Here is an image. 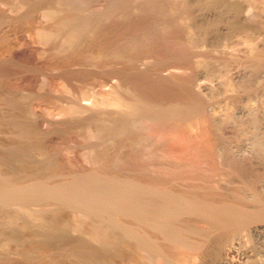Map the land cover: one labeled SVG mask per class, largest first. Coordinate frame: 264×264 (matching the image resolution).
<instances>
[{"label": "bare ground", "instance_id": "bare-ground-1", "mask_svg": "<svg viewBox=\"0 0 264 264\" xmlns=\"http://www.w3.org/2000/svg\"><path fill=\"white\" fill-rule=\"evenodd\" d=\"M3 1H6V0H3ZM32 1H30V0L29 1L19 0V3L18 4L16 3L15 5L9 4L10 3L9 2L8 3V9L13 12L12 13L9 11L10 13H12L11 17H13V15L15 13L21 14L20 17H25L26 13H28L30 8H32V9H30V11L31 10L33 11V7L35 6V4L32 7V5H33L32 3H36L37 1H35V0H34L35 2L34 1L32 2ZM98 1H100V0H98ZM98 1H97V3H98ZM169 1H172V0H169ZM174 1L175 0H173V2ZM181 1L182 0H180L179 2L177 1L176 3H172V2L167 3L165 1L162 2L161 0H111V1H109L110 2L109 3L107 0V3H105L103 5L104 2L102 0V4L100 2L99 6L98 5L95 6L97 3H94L93 0H40L38 2V4H39L38 8L36 9V7H34L35 8L34 11L38 10V12L35 16L36 18H38V20L37 19H35V20L39 21V25H38V28L37 27H36V29L34 28L36 30V31L34 30V32H35L34 34L38 37L37 38L35 36V38L37 39L38 42L41 41L40 43H49V44H50V42H52L50 44V47L52 44H54V45H52V47L54 49L56 48L57 50L54 51V49L51 47V49H53V50H50V51H54L53 53H56V54L58 52L57 55H59V53L65 54L71 60H72V58H77V57H75L76 56L75 55L76 50H77V52H80L81 58H83L82 56L86 52L88 54V51H89L90 54L87 56L86 55L84 56L85 59H86V57H89V59L87 58V61H89V62H85L86 60L83 58V60H85L83 62H85L89 67V69L86 70V72H89V70H90L94 73L93 75H95V74L97 75L98 72L102 71V69L104 71V68L105 69L108 68V70H109L108 72H111L115 76L116 80L114 82H112L108 88H105V90H103V92H100L98 94L92 92V93H94V95L95 94L96 95L95 96L93 95L94 96L93 100H92L93 96H90L91 97L90 100H92L91 102H89V103L83 102L84 104L74 106L75 107L74 108L71 104H73V105H77V103L79 104L81 102L80 101L81 98H80L79 102H75V103L70 102L71 103L70 105L72 106V108L69 107V105H68V107L74 111L75 117L79 114V115H81L80 116L81 119L84 120L85 118H87L86 120H84L85 123H83V120H81L80 118H79V121L80 120L81 121L80 122L78 121V122L81 125L80 128H82V126L84 127L82 129H80V131H83V129H85V131H86V133L84 131L82 132V134H85L83 137L85 138L86 134L88 133L89 138H91V143L88 144L90 148L87 147L89 149L88 152L86 153V154H88L87 157L85 154H83V153L81 154L83 156L85 155V157H82L83 159L87 158L86 160H83L81 158L82 164L84 161V164L82 165L83 167L81 166L82 169L79 170L77 168V167L81 168L79 166L81 164V162L80 163L76 162L79 164V165L77 164L78 166L75 164L77 166L76 167V166H73L74 163L72 164L68 161L69 164H72V166L70 168L68 167L69 170L71 168L74 169V167H75V168H77L78 173L76 172V169H75V172H73L74 170L71 171L72 175L75 174L74 176H71V174H70L71 177H69V175H68V177H66L67 172H64L65 173L64 177L62 175H61L62 177H60L59 174H62L61 172H63V170H61V169L63 167L61 169H58L59 167L57 164H56L57 167H55L56 165L54 164L55 165L54 168H57L56 170H59V173L56 170L52 172L51 169L53 170L54 168H51L52 167L51 164L55 163V161H54L55 159L53 160V162L51 159L50 160L51 164H50L49 163L50 161L47 160L49 158V156L47 157V159L44 158L45 156H47L46 153H44L45 156L43 157V160H42L43 162H41V160L39 159L38 154L36 156L40 160V162L44 164V165L42 164L44 167H45V163H46V162L44 163V161L47 160V163H49L48 165L51 166V167L49 166V168H51V169H49L51 171V173L55 174L54 172H56L55 175H57V173H58L59 176H58L57 180L56 179L54 180L55 175L51 174L52 176L51 175L49 176V173H47V172H50V171L48 169H47L48 171L45 170L46 172L43 171V169H40V170H42V172L40 171V173H41V175H43V177H44V175L48 174L50 179H48V180L45 179L48 177H44V179H43L41 175L40 176H41L42 180H37V178H33V176L31 178V176L29 175V171H30L31 167H32V170H33V168L36 169L35 171L33 170V173L36 172V174H34V175L39 176V173H37L39 171L38 168L42 167V166L38 165L39 162L36 163L39 166L38 167L36 165L37 168L35 166L30 167L26 164L24 165V162H25L24 160H22L23 164L19 165V163H18L19 166L24 165L23 168L26 166H27V169L29 168V170L26 171L28 174L26 173L27 176L24 177V180H25V178L28 179V175L30 176L31 179H33L32 182L28 183L26 186L23 183H21V180H23V179L20 178L21 177L20 174H22L23 176L25 175L24 172H21V170L20 171L18 170L21 173L18 174L20 176H18L17 179L20 178L21 180L20 181H16V180L14 181V180H10L9 178H6V177H8L6 175H8L10 173L6 174L8 171L5 170V171H7L5 173V171H4L5 168L3 169L2 167H0L2 169V171H0V175L6 174L5 175L6 177L0 178V210H3V213H5L4 214L5 216L0 213V264H115L116 261H114V260H116V257L118 254L119 255L123 254L124 256H127V257H125L126 262L129 259L127 264H143V263L148 264V262L145 263V261H148V259H149V262H151V260H152L153 263L155 262L156 264H163L166 260L167 263L166 262L165 263L169 264L168 262L170 260H172L171 258H169L170 256L169 257H168V255L166 256L170 260L166 259V257L162 258L163 256L162 257L159 256L160 251L161 250L164 251L162 248H164V245H166V243L164 244V242L160 241L162 243V245L164 244L162 246V245H160V243H158L160 245V248H158L159 247L158 244H156L157 248L154 247L155 245L153 246V244L159 238L158 233L160 234V237H162V238H164V237L168 238V240H172L171 242L176 241L175 242L176 244L172 243V245H174L173 247L175 249H176V245L179 248H181V246L182 247L184 246L183 244H186L188 242L184 247H185V249L189 250L191 248L192 244L195 243L194 242L195 240L193 241V239L197 235V233L195 235L193 234L194 237L191 235L192 233H190L189 236L192 238L191 239L188 236H186V234L184 235L183 232L181 234L180 231H182L183 227H180L178 225V223H177V226H179V227H177V228H181V230L179 229L180 231L178 229H176V226H175L176 224L173 227H171V225L173 223H176V221L181 217V215H183L182 217L184 218V215H186V214L188 215L189 213H190L191 217L193 216L192 218H195V217L197 218L198 216L199 217L201 216L203 218L205 216L209 217V215H207V214L209 212H210L209 214H211V209H209L207 207L208 206L207 203H208V200H211V197L204 196V194H201L202 192L199 194V192L197 190H196L197 193L195 191H194L195 193H191V194L188 193V191L193 192L192 187H191L192 188L191 191L186 190L187 192L183 191L184 189L180 190L182 187L177 189L178 191L174 190L173 187L176 185V187H175V189H176L178 186L186 187V185H187V184H185L186 180L182 181L181 178L179 180H177L179 178V173H184V172L193 173L197 169L199 170V168L200 169L203 168L204 164H208V162L206 161L207 157L205 154H203V149H204L203 147H205V143H206L205 140L207 139L206 138L207 137V130H209L208 126L210 125V127H211V125L214 123L213 122L211 124L210 121L214 120V118H216V116L214 117V113L211 111L210 112L212 113V115H210V114L206 115L205 112H203L204 114H202V113L199 114V112L197 111L199 108H196L194 106L193 107L196 110H194V112H193V110L191 109L192 106H190L189 104L181 105L182 103L181 102H180L181 104L177 103V100H175V99L174 100L176 102L171 101L173 99L166 100L168 98L165 97L166 99L164 101L163 100L161 101L160 98L158 99L157 96L155 97L157 89L159 88V90H160V87H165L162 85L160 87H158L159 85L157 84V82H155L156 80H153L152 77H150L151 79L148 77L149 76L148 74H150L149 73L150 71L149 72H146V71H148V69H150L152 66H155V65H152V64H154V63H152V64H150V67L148 68L149 65H148L146 60L144 61L143 59H139V57H140L139 55H138V58L135 57L136 56L135 52L139 51V49H140V51H142V52L145 51V53H146V50H144L146 46L142 44V47H144V49L141 50V48H139L138 50H136L134 52L135 56L133 55L134 54L133 51L135 49V47L133 48V45L136 44V42L134 43V41L137 40V43H138V40H140V42H141V40H147L148 41L150 38H149V35H147V34L152 32V31L149 32L152 29V27L150 29V26L154 25L157 27V25H155L156 22H154L156 19L153 20V23H155L153 25H151L152 24L151 21L148 20L150 22V25L145 24L144 27L146 26L145 28H147V26H149L150 30H148L147 34L143 33L142 30L140 29L141 26H143V23L140 24L141 25L140 28L138 27L139 24H137V23H140V21L142 19V18L140 19L138 17V15L140 16V13H141V15H143L142 13L145 12L146 16H147L148 13L145 9H147L149 11L148 8L153 7L156 9L157 6L158 7L160 6L161 7L160 9H162V10H159V9L158 10L161 11L162 13L158 12L156 9V11L154 10L155 16H157L158 14H161L164 16V17L162 16V19L166 18L165 20H169V21H166L169 23L166 24V22H165V24H164L166 29L170 28L174 31L175 29L173 27L177 26L176 25L177 23L179 25L182 23L181 25L184 28L185 27L184 22L188 23V20L191 21L192 19H189L190 17L187 15L189 17L188 18L185 15V13L183 14V15H185L183 17H182V14L180 13L181 16H179V19H177V16H178L177 14L179 13V11L182 12L181 8L183 5L180 6L181 8L179 7V3H181ZM6 2H8V1H6ZM6 2H1V3L3 5L5 4L4 6L7 7ZM15 2H17V1H15ZM182 3H185V2L182 1ZM38 4H36V5H38ZM106 4H108V5H106ZM185 6H183V8ZM179 8H180V10H179ZM185 8H187V7H185ZM128 9H131L132 11L130 10L131 12L127 13V14L129 15L133 12L132 14L134 15L132 18L134 21H132V19L130 18V21H131L130 23H132V24L136 23L135 28H137L138 30L140 29L141 30L140 32H137V29H135L136 31L135 30L130 31L125 27L126 25H128L129 16L132 17L131 16L132 14H131L129 16L127 15L128 18H126V17L122 18V17H124L123 15L125 14V12L129 11ZM1 10H2V8H1ZM142 10H144V11H142ZM187 11L185 9V11H183V12H186V14H187L189 12V11L188 12ZM156 12L158 14H156ZM117 13L122 14V17L120 14H119L120 15V17H119V15ZM150 13H153V12H149L148 17L143 15V18H146L145 21L147 20V18H150L152 16V15L150 16ZM31 14H32L31 16L29 15L30 17L35 15L33 12ZM153 15H154V13H153ZM18 16H17V18H18ZM26 16H28V14ZM155 16H152V17H155ZM159 16L160 15H158V17ZM14 17H16V15H14ZM28 17H25L24 19L26 20V18H28ZM191 17L193 18V16H191ZM162 19L160 18L159 21H163ZM15 20H14V22H15ZM33 20H34V18H33ZM33 20H32V22H33ZM195 20H196V18H195ZM12 21H13V18H12ZM27 21H30V20H27ZM125 22H127L126 25H124ZM142 22H144V20ZM116 23L117 24L120 23L122 25V27L124 25V27L126 29H121L122 28L121 27L120 28L121 30H118L119 33L116 34V32H115V34L117 36L114 35L113 38H109L110 36H108V34H110L111 32H108L107 25L114 24V26H115ZM163 23L164 22H162V24ZM189 23L194 24V22H189ZM37 24H38V22H37ZM117 24H116V28L113 26L114 27L113 30L117 29V27L119 26V25L117 26ZM157 24H159V22H157ZM192 24H191V26H192ZM133 25H135V24H133ZM161 25L160 26L158 25L159 28L161 27ZM181 25H180V27H181ZM194 25H193V27L195 28L196 26H194ZM129 26H127V27H129ZM180 27H179V29L176 27L175 28L180 30ZM108 28H109V26H108ZM153 28H155V27H153ZM165 28H162L163 32H164ZM188 28L191 31H193L195 34H196V31L198 30V28H197V30H196V28L195 29L193 28L195 31L192 30L191 27H188ZM156 30H159L158 27ZM168 30H166V31H168ZM169 31H171V30H169ZM173 31H171V32H173ZM180 31H182V29ZM183 31H184V29H183ZM187 31H186V33L189 32V31L188 32ZM144 32H146V31H144ZM175 32H176V30H175ZM175 32H174V34L176 35L177 32L176 33ZM153 33L154 32H152V35H154ZM155 33H156L155 35H158V37H160L159 33L157 34L156 31H155ZM184 33L185 32H183L182 36L184 35ZM190 33L191 32H189V34ZM162 34H164V33H162ZM171 34H173V33H170L169 34L170 38H167V39H169V42L171 40V42L173 41L175 45H176V43L179 44L180 41L177 40V42H176L175 38H174L175 40H173L174 34L172 35L173 37H171ZM166 35L164 37H166ZM169 35H168V37H169ZM186 35H184V36H186ZM182 36L180 35V37L179 36H177V37H178V39H180V38H182ZM191 36L192 35L190 34V36H188V37H191ZM150 37L152 38L153 36L150 35ZM156 37L157 36H155V39H156ZM162 37H163V35H162ZM188 37L185 38V40L180 39L181 40L180 45L183 44L182 41L184 42L185 45H187L185 43V41H187V43L191 42V40L188 42V39H189ZM161 38H157V39H159L161 41L162 40ZM167 39L164 38V40H162V41H164L163 44L169 43ZM182 39H184V38H182ZM191 39H192V37H191ZM159 40L157 42H159ZM165 40L167 41L166 43H165ZM150 42L148 43V45L153 44ZM171 42L169 44L172 45L173 42L172 43ZM154 43H155V41H154ZM160 43L159 44L157 43V45H153V46L158 47V45L160 46ZM136 45H139V44H136ZM87 46H88V48L85 50V48ZM140 46H141V44H140ZM163 46L164 45L161 44L162 48H163ZM178 46L176 45L175 47H178ZM161 47H160V50L163 52L164 50H162ZM165 47H167L165 50H168V48H170L169 51H171L172 50L171 47L173 48L174 46L169 47L166 45ZM181 47H183V45ZM186 47L184 49L179 47V50L178 49H176V50L179 51L178 53H180V52H182V50H184L183 53H185V50L187 51V48L189 46L187 48ZM136 49H137V47H136ZM173 49H174V51H172L171 54H173V53L175 54V48H173ZM82 50H85L86 52L85 51L83 52ZM150 50L152 51L151 48H150ZM150 50L148 51L149 53H151ZM157 50H159V49H157ZM140 51H139V53H142ZM69 52H71V54H74V56H71V54H70V56L72 58L68 56ZM81 52H83V55ZM164 52H163V54H164ZM188 52H189V49L187 51V54H188ZM149 53H148V55H149ZM152 53H153V51H152ZM155 53H156V50H155ZM155 53H153V54H155ZM157 53L160 54L161 52L157 51ZM80 54L77 53V55H79V56H80ZM167 54H168V52L166 53L167 58H168V56L172 57V56L167 55ZM151 55H150V57H151ZM155 55L157 56L158 54H155ZM175 55H179V54L176 53ZM175 55H173V56L175 57ZM186 55H183L182 57H184ZM62 56H60V57L62 58ZM141 56H142V54H141ZM63 57H64L63 61L69 60V59L67 60L65 58V56H63ZM158 57H160V56H158ZM158 57H156V58L154 57L155 61L158 59ZM263 57L264 56H262V58ZM61 58H60V60H61ZM134 58H137L138 61L139 60H142V61H139V63H138V62L133 60ZM146 58H148V57L146 56ZM184 58H187V57H184ZM159 59H161V58H159ZM71 60H69V61H71ZM152 60L153 59H151V61ZM74 61H71V62H73V63L76 62V64L78 63L77 61H75V62ZM151 61H149V62H151ZM155 61H152V62H155ZM197 61L201 62L200 60H197ZM83 62L79 63L80 67L78 69L82 70L80 72H84L83 70H85L84 68L86 67V65H84L85 63H83ZM140 62H143V63H140ZM182 62H183V64H185L184 61H182ZM255 62L252 63V65L255 64ZM68 63L69 62H67V64ZM156 63L157 62H155V64ZM142 64H144V65H142ZM65 65H66V63L64 64V66ZM70 65H71V63H70ZM70 65H67L68 68L70 67ZM166 65H168V64H166ZM177 65H178V63H177ZM182 65H181V69H183L182 67H184L186 64L184 66H182ZM190 65H191V63H190ZM64 66H62V67H64ZM73 66H74V64H73ZM83 66H85V67L83 68ZM66 67H64V69ZM68 68H66V69L70 71L71 68H69V69ZM146 68H148V69L145 71ZM152 68L153 69H150V70L155 71L154 67H152ZM175 68H176V66H175ZM177 68H179V66H177ZM185 68H187V67H185ZM185 68L183 70H185ZM256 68H257V66H256ZM258 68H259V66H258ZM78 69L76 68V70H78ZM160 69H163V68H160ZM165 69H166V67H165ZM143 70H144V72H143ZM156 70H157V68H156ZM227 70H225V72ZM65 72H66V70H65ZM77 72H75V73H77ZM80 72H78V73H80ZM169 72H170L169 74L172 73L174 76H175V74L178 73V78H179V73H181L178 70L175 73L173 71H169ZM154 73H155V75L157 74L156 72H154ZM63 74L65 77H67L68 75L66 76V74H70V73L66 72ZM90 74H91V72H90ZM158 74L160 75L161 73H158ZM169 74H167V75H169ZM183 74H185V73L183 72ZM79 75L81 76L82 74L80 73ZM224 75H226V74L224 73ZM76 76H77V74H76ZM153 76H154V74H153ZM166 76H165V78H166ZM174 76H173V78H174ZM65 77H63V80H64L63 83L62 84L60 83L61 86L58 85V87L57 86H55V87H57L58 89L60 87H63L65 92L67 91V92H72V93H74L76 90H78V89L75 90V88L73 87L76 83L74 84V82H73L74 85L71 86L72 85L71 80H73L71 78V76H70L71 82H69V77H67V80L65 79ZM176 77H177V75H176ZM78 78H79V76H78ZM154 78H156V76H154ZM75 79H77V78L75 77ZM172 79H169V80H172ZM77 80H79V79H77ZM150 80H151V82H154L155 84H157V86L148 82ZM228 80H226V81H228ZM229 83H231V82L229 81ZM233 84H235V83H233ZM237 84H238V82H237ZM238 85L240 86L241 84H238ZM166 87H167V85H166ZM166 87H165V89H166ZM228 87H229V85L227 86V88ZM230 87H232V86L230 85ZM243 87H245V86H243ZM72 88L74 90H72ZM236 89L237 88H235V90ZM240 89H241V87H240ZM167 90H168V88H167ZM169 90L171 91L172 89L169 88ZM161 91H162V89H161ZM175 92H177V91H175ZM233 92H235V91L233 90ZM163 93L166 94V92H164V91H163ZM91 94H88V95H91ZM83 95L81 96L82 100L83 99L86 100L83 97ZM160 95H161V92H160ZM163 95H162V97H163ZM185 96H186V94H185ZM87 97L88 96H86V98ZM158 97H159V95H158ZM181 97H180V99H181ZM198 98H199V96H198ZM87 99H89V98H87ZM232 99H231V101H233ZM261 99H263V98H261ZM229 100H230V98H229ZM192 101H194V98ZM231 101H228V102L230 103ZM201 103H202V101H201ZM236 103L237 102H235V105H236ZM194 105H197V104H194ZM263 105H264V103H263ZM66 106H61V107H64V108H62L63 111L67 112L65 114L62 113L64 116L66 114L68 115V114L72 113L71 110H69V109L67 110L68 107L66 108ZM227 106H228V108H226V105H225L226 109H224V110H227V112L230 114L231 111H229V110H230V108H231V110H233L232 108L234 106L231 104V106H233V107H229L230 105L228 103H227ZM250 107H252V106H250ZM189 109L192 110V111L190 110V112L192 113V114L190 113L191 116L196 117V119H197V120L195 119V121L192 120V117L189 116L188 113H186L188 115V116L187 115L186 116L191 117V120L193 121V123H191L192 127H191V125H189V126L191 129L194 130L193 131L190 129L191 131L195 132L194 133L195 135H193L189 132L188 127H187L188 129H186L188 131L185 130V125L190 124V123H189V121L187 123L185 121L186 119H184L183 117H185L184 116L185 111L187 112V110H189ZM220 110H223V108H221ZM247 110H248V108H247ZM255 110H256V108H255ZM258 110H256V111H258ZM61 112H62V110H61ZM224 112H226V111H224ZM250 112H251V110H250ZM74 113H72V114H74ZM76 113H78V114L76 115ZM254 113H255V111H254ZM15 114L16 113L12 114V116ZM60 114L61 113L59 111V115ZM16 115L13 117L16 118ZM67 115H66V118H68ZM79 115H78V117H79ZM241 115H242V113H241ZM71 116L72 115H69V117H71ZM235 116H239V115L235 114ZM252 116H254L253 111L251 113V118H254V117H255L254 119L259 118V116H257V115L254 117H252ZM75 117L73 119L78 120V117L76 119H75ZM231 117H233L232 114L230 116V119H231ZM221 118H224V116ZM225 118H227V116H225ZM242 118H240V119H242ZM5 119L7 120V117ZM5 119H4V122L3 121H1V122L6 123ZM70 119H72V117ZM245 119H247V118H245ZM263 119H261V121ZM11 120H12V118H11ZM221 120H223V119H221ZM228 120L229 119H227L226 121L228 122ZM8 121H10V118ZM8 121H7V123L9 124L10 122H8ZM67 121H65V122H67ZM256 121L257 120H255L254 122H256ZM19 122L20 121H18V124H19ZM65 122H64V124H65ZM78 122H77L78 125H76V126H79ZM220 122H222V121H220ZM18 124L16 123V125H15V123H14L15 127L21 126ZM182 124H185V125L183 126ZM207 124H209V125H207ZM217 124H218V122H217ZM66 125H67V123H66ZM260 125H261V123H260ZM8 126H10V125H8ZM11 126H12V124H11ZM68 126H70V125H68ZM258 126L259 125H257V127ZM17 129H19V128H17ZM5 130H9V129H5ZM5 130H1V132L2 131L4 132ZM11 130H12V128H11ZM19 130L21 131L23 129H19ZM258 130H260V129H257V131H256L254 128V130H252V131L258 132L257 133L258 135L260 133H263L262 136H264V132H263L264 130H262V131H258ZM221 131H222V129H221ZM7 132L9 133V131H7ZM7 132H5L6 134L3 133L6 135V136L5 135L4 136L7 137L8 139H10L9 140L10 142H11V140L13 142V139L10 138L13 131L10 132L11 133L10 137H8ZM14 132H15V130H14ZM19 132H17V133H19ZM28 132L30 133L32 131H28ZM28 132H27V134H28ZM256 132H255V134H256ZM221 133H223V132H221ZM30 134H28V136H30ZM243 134H242V136H243ZM20 135H21V133H19V135L16 136V133H15L16 138L17 137L19 138ZM24 135H25V133H24ZM24 135L22 134L21 135L22 137L20 139H22V138L25 139ZM32 135H34V134H32ZM258 135H257V137H258ZM28 136L26 135V137H28ZM221 136L219 138H221ZM253 136H254V134H253ZM253 136H252V139L255 138V139H253L254 141L257 139L256 140L257 143L255 142V144L259 145L260 144L259 139L261 137V134H260L259 139L257 137H253ZM224 137H225V135H224ZM224 137H223V139H224ZM249 137H246V138H248V140H249ZM2 138H0L1 139L0 141H2V142L5 141V140H2ZM12 138H14V137L12 136ZM29 138L30 137H28V139ZM32 138H33V136H32ZM32 138H30L29 140H32ZM28 139H25V141ZM79 139H80V137H79ZM23 140L21 142L20 141L19 142L25 144V142ZM251 140H250V142H251ZM263 140H264V138H263ZM6 141H7V143L6 142H4V143H6V145H7L8 140H6ZM14 141H17V140H14ZM87 141H89V140H87ZM207 141H209V140L207 139ZM227 141H228V138H227ZM231 141H233V140H231ZM26 142H27L26 144H28V141H26ZM220 142L221 141H219V143ZM16 143H18V142H16ZM20 143L17 145L19 146ZM262 143H264V141ZM216 144H218V143H216ZM253 144H254V142L251 143V145H253ZM261 144H260V147L263 145V144L262 145ZM0 145L2 148L5 147V146L4 147L2 146L4 144H2L1 142H0ZM17 145H15V146L17 147ZM224 145L225 144H223L222 146H224ZM227 145H229V144H227ZM7 146L9 147V145H7ZM15 146H13L14 147L13 150L14 149L16 150ZM20 146L24 147V145L23 146L20 145ZM21 147H19V148H21ZM2 148L0 149V152L2 151ZM6 149H5V151H6ZM10 149H12V147ZM10 149H8V150H10ZM24 149H26V145H25ZM221 149H222V147H221ZM252 149H254V148L252 147ZM26 150H27L26 153H28L29 150L28 149H26ZM82 150H83V148H82ZM231 150H232V148H231ZM5 151H2V153H0V154H3ZM211 151H212V149H211ZM218 151L219 150H217V152ZM255 151H258V150H255ZM17 152H15V153L17 154ZM19 152H18V156L22 155L20 157L24 158L25 155L23 156L22 153L24 152V154H25V150L22 153L21 152L19 153ZM210 152H208V153H210ZM224 152H225V149H224ZM205 153H207V152H205ZM4 154H6V153H4ZM31 154H33V153H31ZM219 154H221V153L219 152ZM248 154L245 153V155H246L245 161H249V160H247ZM0 156H2V155H0ZM27 156L28 155L26 154V158H30L33 155L30 157H27ZM40 156H41V154H40ZM210 156H212V155H210ZM250 156H251V158L253 157L252 155H250ZM13 157H15L14 154H13ZM225 157L227 158V156H225ZM4 158H6V157H4ZM18 158H16V160ZM37 158H36V160H38ZM204 158L206 159L205 160L206 162L204 161ZM236 158H238V157H236ZM251 158H250V160H251ZM20 159H22V158H20ZM210 159H211V157H210ZM218 159H220V158H218ZM233 159H234V157H233ZM248 159H249V157H248ZM11 160H13V159H11ZM36 160H34V161L37 162ZM110 160H112V161H110ZM5 161H6V159L4 161H0L1 163L4 162L3 163L4 167L7 165V163ZM22 161L20 160V162H22ZM34 161H29V163L32 162V164H33V163H35ZM245 161H243V162H245ZM221 162H222V160H221ZM1 163H0V165H1ZM47 163H46V167H48ZM218 163H219V161H218ZM227 163H229V162H227ZM104 164H107V167L106 166L103 167ZM231 164L232 163H230V165ZM247 164H248V162H247ZM222 165H223V163H222ZM7 166L9 167V164ZM19 166H17L16 168H18ZM211 166H212V164H211ZM215 166H217V165H215ZM227 166H228V164H227ZM205 167H204V170L207 171L208 169H206ZM231 168H234V167H231ZM241 168H242V166H241ZM241 168H240V170H241ZM20 169H22V168H20ZM14 170H17V169H14ZM198 170L196 171V173L202 172V173H204L205 177L209 175V174H207L208 172L206 173V171L199 172ZM201 170H203V169H201ZM212 170H214V169H212V167H211V170L209 172H212ZM30 172L32 173V171H30ZM69 172H68V174H69ZM14 173H13V176L16 177L17 173H15L16 175ZM196 173H194L195 175L193 174L194 176H191L192 184L194 182H196L195 179L197 180V178H195V177H197ZM229 173H230V171H229ZM11 174H10V176H12ZM237 176H236V178H237ZM52 177H53V179H52ZM193 177H194V181H193ZM245 177H246V175H245ZM38 178H40V177H38ZM55 178H57V176H55ZM182 178L186 179V176L182 177ZM207 178H205V179H207ZM216 178H219V177H215V179ZM239 178H240V176H239ZM243 178H244V176H243ZM243 178H242V181H243ZM11 179H13V178H11ZM215 179H213V180H215ZM159 180H161V181H159ZM231 180H232V178H231ZM191 181H188V182L191 183ZM198 181L199 180H197V182ZM27 182H28V180H27ZM201 182H202V180H201ZM217 182H219V181H217ZM225 183H227V182H225ZM249 183L251 184L250 181L248 182V184ZM199 184H201L200 181H199ZM212 184H214V183H212ZM240 184H241V182H240ZM193 185H195V183ZM197 185H198V183L195 185V187H198V186L201 187L202 184L198 185V186ZM189 186L187 185V187H189ZM253 186H255V185H253ZM206 187H207V185H206ZM244 187H243V189H244ZM247 187H245V188H247ZM261 187H263V186H261ZM188 189H190V187ZM196 189H198V188H196ZM211 189H213V188H211ZM232 189H234V188H232ZM211 191H213V190H211ZM253 191H256V190H253ZM263 191H264V189H263ZM238 192H240V190ZM233 193H232V195H233ZM224 194H225V192H224ZM256 194H257V192H256ZM236 195H238V194H236ZM242 195L245 196V194H242ZM242 195H241V197H243ZM261 195H263V194H261ZM252 196H254V195L251 193H247V197L245 196V198H249L246 200H253L254 198H252ZM261 197H263V196H261ZM225 198L226 197H224V199ZM236 198H238V197H236ZM258 198H260V197H258ZM219 199L221 202L222 199L221 198H219ZM224 199H223V201H224ZM262 199H264V198H262ZM232 200H230V201H232ZM246 200L244 199V201H246ZM26 201L27 202L30 201V203H32V206L34 204L35 207L31 208L32 206H28L31 204L25 203V206L27 205V207H29L31 209L25 208L23 203ZM198 202H206V203H204L205 204L204 206H206L208 208V210H210V211L209 212L206 211L207 209L205 207H203V205H202V207H201V205L197 206L196 204ZM209 202H211L210 204H214V205L220 204V203H217V201H215V202L209 201ZM246 202H247L246 206H245V204H246L245 202H244L245 203L244 206L243 205L240 206V208H241L240 213H238L240 210L239 206H238L239 210L237 212L236 211L237 206L235 207L233 203H225L224 205L211 207L212 210H214V211H212L213 212L212 214H214L215 212H216V214H218L217 213L218 210L217 209L215 210L213 208H219L218 212H222V211H220L221 209L224 212H226L225 214H223L224 212L219 213V214H223L224 217L223 216H220V217L218 216V217H219V220H221L220 222L225 223L229 228L231 226H234L235 223H237V222H243L244 223L245 220L248 221V222L246 221L245 224L250 222L248 225L246 224L247 226L251 225V223L254 224L255 221H256L255 223H257L258 220L264 221V219H263L264 218V205H261L260 209L255 208L256 210H259V211L261 210V214H263V215H261L260 217L257 216V218L259 217L258 219H256L255 218L256 216H255L254 217L255 220H254L253 216L258 215L259 212L257 214H252V211H250V208L254 209V207L250 204V202H249V204H248V201H246ZM260 203H261V201H260ZM262 203H263V200H262ZM252 204H254V206L256 205L253 202H252ZM239 205H241V204H239ZM50 206H52V207H50ZM69 207H74V210H73L74 212H72V209L70 208L71 209L70 213L72 212L71 214H73V215L68 213V215L70 214L73 217H71L72 218L71 220L70 219L67 220V218H70V216H68L67 214H64V215H67V218L65 217L67 220L65 224L62 223V221H61V220H63L62 218H60L61 224H60V221L57 220V221H59V224H58V222L56 221V218L51 219L50 215H49L51 213L48 214L49 217H47V215H45V213L49 212L50 209L54 210L52 212L53 213L52 215H55L56 213L59 214L60 212H62V214H63V212L65 210H67V208H69ZM61 210H63V211H61ZM247 210H249L250 212H247ZM65 212L67 213L68 211H65ZM58 214L55 216L63 217L61 213H60L61 215L60 214L58 215ZM193 214L198 215V216L194 217ZM216 214H214V215H216ZM1 215L4 216V219L2 218L3 220L1 219V217H2ZM211 216L213 218V215H211ZM211 216L209 217L210 219H211ZM199 217L197 218L198 222L195 218L197 224L199 223V220H201L200 219L201 217L200 218ZM65 218H64V221H65ZM183 218L180 221H184ZM203 218H202V222H206L207 217L204 218L205 221L203 220ZM214 218H215V216H214ZM58 219H59V217H58ZM186 219H187V216H186ZM207 220H209V219L207 218ZM185 221H187V220H185ZM194 221H193V223H195ZM183 223L185 225V222H183ZM209 223L207 225H210ZM192 225H194V224H192ZM185 226H187V225H185ZM196 226H199V224ZM214 226H215V224H214ZM210 227L213 228V226H210ZM249 227H248V229H249ZM186 228H184L183 230H186ZM153 229H155V231L156 230H158V231L155 232ZM213 229L215 230V227ZM213 229H211V230H213ZM233 229L234 228H232L231 230H233ZM152 230H153V233L158 232L156 235L154 234L155 236L158 235V237L153 238L154 235L152 234L153 235V236H151L152 240L153 239L154 240L156 239V240L155 241L153 240L154 243L151 242V243H153L152 247H151V245H150L151 243H149L147 239H149V241H152L150 239V236H149V234L152 233ZM196 230H198V228ZM199 230H200V228H199ZM203 230H200V231L204 232V234L206 235L205 231H203ZM208 230H209V227H208ZM214 230L212 232H214ZM228 230L231 231L230 229H228ZM187 231L188 230H186V232ZM233 232H235V231H233ZM216 233H218V231ZM222 233L224 234L223 231H222ZM256 233H257V231H256ZM199 234H201V233H199ZM231 234H232V232H231ZM246 234H247L246 236H248V233H246ZM198 235L196 236L197 238H198ZM202 235H203V233H202ZM209 235H210V233H209ZM242 235H243V233H242ZM215 236H217V235H215ZM213 237H214V235H213ZM162 238H160V239L162 240ZM165 238L163 240H165ZM197 238H195V239H197ZM208 238H209V236H208ZM221 238H222V236H221ZM232 238H234V235H233V237H231V240H232ZM183 239L184 240L187 239V240L184 241ZM218 239H219V237H218ZM192 241H193V243H192ZM205 241H207V240H205ZM246 241L248 242V239H246ZM251 241H252V239H251ZM189 243H192L191 246L189 245ZM196 243H197V240H196ZM170 244L171 243H169V245ZM149 245H150L149 248L151 250H153L155 248L161 249L159 251V254H158V251L156 249H155L156 251L153 250L154 253H151L150 251H149L150 252L149 253L148 252V250H150L148 248ZM169 245L167 244L166 246L169 247ZM187 245L189 246V249L186 248ZM193 245H195V244H193ZM174 248H173V250H174ZM181 249H179V250H181ZM176 251H178V250H175L173 252H176ZM155 252L158 255H155ZM187 253H188V251H187ZM115 254H116V257H115ZM118 258H119V256H118ZM179 258L177 257L176 259H179ZM111 259L112 260L114 259L113 261L115 263ZM195 259H197V256ZM119 260H121V262L123 261L121 256H120ZM190 260H192V259H190ZM117 261H118V259H117ZM182 261H185V260H182ZM118 262H117L118 264H121L120 261H118ZM123 262H122V264H123ZM126 262H124V263H126ZM177 262H178L177 264H181V263H179V261H177ZM182 264H184V263H182Z\"/></svg>", "mask_w": 264, "mask_h": 264}, {"label": "rangeland", "instance_id": "rangeland-1", "mask_svg": "<svg viewBox=\"0 0 264 264\" xmlns=\"http://www.w3.org/2000/svg\"><path fill=\"white\" fill-rule=\"evenodd\" d=\"M6 1H8V2H6ZM6 1H3L2 0L1 2H6L7 7L4 6L5 4L3 5L0 2L1 3L0 4V132H1V130L9 129V130H5L4 132L3 131L2 132L5 133V132L9 131V133L7 132L8 133L7 135H8V137H10V134H11L10 132L13 131V133H12L13 135L11 134V137H10L11 139H13V142H12V140L10 142L9 141L10 139H8L7 137H5L6 136L5 135L6 133L5 134H3L2 132H1L2 134L0 133V138H2V137L4 138L5 137L4 139L2 138V140H5V141H3V142L0 141L2 144H4L2 146L3 147L5 146V147L2 148L1 145H0V149L2 148V151H5V149L7 148L6 151L4 152L6 154H4V153H3L4 155L3 154H0V155H2V156H0V161H4L6 159L5 162L7 163V165L9 164V167L7 165L4 167V164H3L4 162H2V163L0 162L1 163L0 167H2L3 169L5 168L4 171L5 170L8 171V172L5 171V173L7 172L6 174H8V173L11 174L12 173L11 174L12 176H10V174H8V175L1 174L2 176L0 175V178L1 177L8 176L6 178H9L10 180H14V181L15 180L16 181H20L21 180L20 178H22L23 180H21V183H23L26 186L28 183L32 182V180H33V179H31L32 176H33V178H37V180H42L41 179V176H42L43 179H44V177H48V178H45L46 180L50 179L49 176L51 174L52 175H55L56 174V172H54L55 174L51 173V171L53 172V171H55L57 169V168H54V166L56 164L59 167L58 169H61L63 167L61 169V170H63V172L60 171L62 174H59L60 177H62V176L64 177V175H65L64 172H67L66 177H68V175H69V177L74 176L75 174L72 175V172L71 171L74 170L73 172H75V169H76V172L78 173L77 168L79 170L82 169V167H83L82 165L84 164V161H83V164L81 162L82 159H83L82 157H85V155L87 157V155H88L86 153L89 150L88 148H90L88 144L91 143V138H89L88 133L86 134L85 138L83 137L85 134H82V132L84 131L86 133V131H85V129H83V131H80V129H82L84 127L82 126V128H80L81 125L79 123L83 119H81V117H80L81 115H79L78 113H76V115L78 114L79 117H78V115L75 117V113H74V111L71 108H72V106L74 107V106H78L80 104H84L83 102H85V103L91 102L93 100L94 96L96 95V94L94 95V93H97L98 94L100 92H103V90H105V88H108L110 86V84L116 80V78H115V76L111 72H108L109 71L108 68H106L107 70L104 68V71L102 69L103 72L100 71V72H98L97 75L96 74L93 75L94 73L92 71H90V70H89V72H86V70H88L89 67H88V65L85 62H89V61H87V58L89 59V57H86V59H85L84 56L85 55L87 56V55L90 54L88 50H87L88 51V54L85 51L88 48V46L85 48V50H82L83 52L84 51L86 52L84 55H83V52H81L82 55H83L82 57L86 61L83 60V58H81V54H80V52H77V50H76V52L78 54H80V56L77 55V53L73 50L75 52V55H76L75 57H77V58H72L71 56H74V54H71L72 51L69 52L68 56L72 58V60H71L65 54H60L59 53V55H57L58 52H57V54L56 53H53L54 51L57 50L56 48L54 49L52 47V45H54V44L51 45V47L54 49V51H50V50H53L50 47V44L52 42H50V44H49V43H40L41 41H39V42L37 41V39L35 38L36 35L34 34L35 33L34 30L36 29V27L38 28L39 21H37L38 18L35 17L36 14H37V12H38V10L37 11L35 10L36 11L35 12L34 11V9H35L34 7H36V9L38 8V6H39L38 2L40 0H35L37 2L36 3H32L33 4L32 7L34 6V4H35V6L33 7V11L32 10L30 11V9H32V8H30L29 11L31 13L33 12L35 15H33L32 17H30L32 14L28 11V13H26V15L28 14V16L29 15L30 16L28 17V16L25 15V17H28L29 18V19L26 18V20L24 19L25 17H20L21 14H16L15 12H14L15 13L14 15H16V17H14V15H13V17H11L13 12L8 9V3L9 2H10L9 4H12V5L14 4L15 5L16 3L17 4L19 3V0H15L17 2H15L14 0H6ZM27 1H29V0H27ZM30 1H32V0H30ZM97 1L96 0L95 1L93 0L94 3H97ZM109 1H111V0H108V2ZM161 1L162 2L165 1L167 3H169V2L170 3L171 2L172 3H176L177 1L179 2L180 0H177V1L175 0L174 2H173V0L172 1H169V0H161ZM182 1L185 2V3H182ZM182 1H181L182 4L179 3V7L181 5H183V6L186 5L185 7H187V8H185V7L183 8V6H182V8L180 7L181 10H182V12L179 11L180 10V8H179V10H178L179 13L177 14L178 15L177 16V19H179V16H181V14H182V17L185 16V15L186 16L188 15L190 18L188 16L187 17L189 19H192L191 21L188 20V23L189 22H194V24L195 23L196 24L194 25V24L191 23L192 24V26H191L190 23L188 24V23L184 22L185 27L183 28V26L181 25L182 23H181L180 24L181 27H182L181 28L180 25L177 23L176 24L177 26H174L173 27L176 30V32H177V34L175 35L174 34L175 30L173 31L170 28H167L166 29L165 26H164L165 22L166 21H169V20H165L166 18H163L162 19V16L163 15L158 14L157 12H156V14L160 15L161 17L160 16L159 17L163 21H159L160 18L158 17V15L155 16L156 9H157L158 12H161V11H159V10H162V9H160L161 7L160 6L158 7L157 5L156 6L158 8L156 7V9L153 8V7H152L153 9L147 7L149 9V11L147 9H145V10L147 11L148 15L146 16V13L145 12H143L142 14L144 16L148 17L149 16V12H153L154 15H153V13H150V16L152 15V16H155L156 18L151 16L150 18L151 19L153 18V19L151 20L150 18H147V20H146L147 22H146L145 21L146 18H143V15H141V13H140V16L138 15V17L140 19L142 18L145 23L142 22L143 20L141 19L140 23H137V24H139V26L138 25L137 26L140 28V26H141L140 24L143 23V26H141L140 29L145 34H147L148 33V30H150L151 27H152V29L149 32L152 31V32H154L153 34L155 35L156 34L155 31H156L157 34L158 33L160 34V37H158V35H155V36H157L156 39H155V36L152 35V32L151 33H148L147 35H149V38H150L148 41L149 42L151 41L150 43H153L151 45H148L149 42L147 40H141V42H140V40H138V43H137V40H135L134 43L136 42V44H139V45H136V44L133 45V48L135 47L133 53L136 50H138L139 48H141V50H143L144 47H142V44L145 45L147 48L148 47L149 48L147 49L145 47V49H144V50H146V53L147 54L145 53V51L142 52L139 49V51L142 52V53H139V51H137V52H135L136 53V56H135V53L133 55L135 57H137V58H138V55H139L141 57V58L139 57V59H143L144 61L146 60L147 63H148V65H149L148 68L150 67V64L154 63L152 65H155V66H152V65L151 66L154 67L155 71L150 70V69H153L152 67L150 69H148V68L145 69V71L148 69V71H146V72H149L150 71L149 73L151 75L148 74L149 75L148 77L149 78L152 77L153 80H156L155 82H157V84L159 85L158 87H160L161 85L166 87V85H167L166 89H165V87H160V90L158 88L157 91H156L155 97L157 96V98L158 99L160 98L161 101L162 100L164 101L166 98H168L166 100L173 99L171 101L177 100V103H179V104L182 103L181 105L189 104L190 106H192L191 109L193 110V112H194V110H196L194 107H196V108H199L197 110L199 112V114L200 113L204 114L203 112H205L206 115L207 114L212 115L211 112H213L214 113V117L216 116V118H214V120H211L210 121L211 124L214 122L213 123L214 125L213 124L211 125L212 128L210 127L209 124H207V125H209L208 126V129L209 130L206 129L207 130V137L206 138L209 141H207V139H206L205 140L206 141L205 147H203L204 148L203 149V154H205L206 157H207V158L205 157L207 160L204 158V161L206 160L208 162V164H204L203 166L204 167L206 166L205 168L208 169V170L207 171L204 170V167L201 168L203 170H201L200 168H199V170L197 169L199 172L206 171V173L208 172L207 174H209V175L211 174L212 176L211 175L210 176L208 175V176L205 177L204 173H202V172H201L202 174L201 173H198V172L196 173L197 170L195 172H193V173H191V172L190 173H187V172L179 173V178L177 180H179L180 178L182 179V181L186 180L185 181V184H187L188 186L190 185L189 186L190 189H188L189 187H187V185H186V187H184V186H178L176 189H175L176 185L174 187L172 186L174 188V190H176V191H178L177 189H179L180 187H182L180 190H183L184 189L183 191H185V192H187L188 190L191 191V189L193 188L192 189L193 192H189L188 191V193H190V194L191 193H195V192L197 193V191H198L199 194L202 192L201 194H204V196L211 197V200H208V203H207V205H208L207 207L209 209H211V214H209L210 213L209 212L210 210H208V208L206 206H204L205 205L204 203H206V202H198L196 205L197 206L198 205H201V207L203 205V207H205L207 209V210L206 209L205 210L209 212V213L207 212L208 214L207 213L206 214L209 215V217L211 215H213V218L211 216V219H210L208 216H205L204 215L205 216L204 218L207 217L209 220H207V218H206V222H202V218L203 217L200 216L201 217L200 218L198 215H194L193 214L194 217L195 216H198L201 219V220H199V223H198L199 226H196V225H198L197 224V222H198V219L197 218L198 217L197 218L195 217L196 220H197V222H196L195 218H192L193 216L191 217L190 216V213H189L188 215L187 214L184 215V218L182 217L183 215H181V217L176 221V223H173L171 225V227H173L176 224L175 226H176V229H178V230L179 229L181 230V228H177V227H179V226L180 227H183L182 228V231H180V230L179 231L181 232V234H182V232H183L184 235L186 234V236H188L189 238H191L189 236L190 233H192L191 235L193 237H194V235L196 233H197V235L199 233H201V234L198 235V238L196 237L197 235L194 237L193 241L195 240L194 241L195 243H193V241H192V243L195 244V245H193L192 243H189L190 246L192 244V246H191L190 249H189V246L188 245L186 246V248H188L189 250L185 249V247H184L188 242L186 244H183L184 245L183 247L181 246L182 249L179 248L177 245H176V249H175L173 247L174 245H172V243H175L176 241L175 242H171L172 240H168V238H165V237H164L165 240H163L164 238L160 237V234L158 232L157 233L159 235V238L154 243L153 242L154 239L152 240L151 236H153L154 234L155 235L157 234V233H153V230L155 231V229H153L152 230V233L150 232L151 234H149L150 239L152 241H149V239H147V240H148L149 243H151V242L154 243V244L153 243L150 244L151 247H152V244H153V246L155 245L154 247H156V248H157L156 244L160 243V245H162V243L160 241L164 242V244L166 243V245L167 244L169 245V243H171L170 244L171 246L169 245V247L171 249L169 247H167L166 245H164V244H163L164 245V248H162L164 251H162L161 249H156L155 248L158 251V254H159V251L161 250L159 256H161V257L163 256L162 258H165L167 255H168V257L170 256L169 258H171L172 260H170V259H168L166 257V259L170 260L171 262L173 261L172 263L169 261L168 262L169 264L170 263L171 264H173V263L174 264H177L178 263L177 261H179V263H181V264L182 263H184V264H194V263L195 264H264V221L258 220L257 223H255L256 222L255 221L254 224L251 223V225H249L250 227L247 226L250 222L249 223H246L247 225L245 224V222L247 220H245L244 223L243 222H237V223H235L234 226H231L232 228H234L233 230H231L232 229L231 227L229 228L225 223L220 222L221 220H219V217L220 216H223V214H225L226 212H224L222 209L220 210L222 212H218L219 211V208H213L215 210L216 209L218 210L217 211L218 214L224 212L223 214H219V215L216 214V212H215L214 214H216V215H214V214H212L213 213L212 211H214V210H212V208H211V207H214V206L224 205L225 203H233L235 207L237 206L236 207V211L237 212L240 209L239 212H238V213H240V211H241L240 206H242V205L244 206L245 203H246L245 204V206H246L247 205V202L246 201H248V204L250 202V204L254 207V209L253 208H250V211H252V214H257L259 212L258 215H254L253 218L256 216L255 218L258 219L261 215H263V214H261V210L259 211V210H256V209L257 208L260 209L261 205H264V199H262V198H264V191H263V189H264V151H263L264 150V146H263L264 143H262L264 141L263 140L264 136H262L263 133H260L259 132L261 134V137H260V134L258 135L257 134L258 132H256V131H257V129H260L258 131L264 130L263 129L264 128V122H263L264 121V119H263L264 118V105H263V103H264V65H263L264 64V57L262 58V56H264L263 55L264 54V0H250V1L249 0H247V1L246 0H182ZM100 2L102 4V0H100V1H98V3L95 6H97V5L99 6V3ZM103 2H104L103 3V5H104L105 3H107V0H103ZM36 4H38V5H36ZM106 5H108V4H106ZM1 8H2V10H1ZM185 9H186V11L187 10L189 11V12L187 11L188 12L187 14H186V12H183V11H185ZM128 10L129 11H126L125 14L123 13L124 14L123 15L124 17H122V14L119 13L122 18H125V17L128 18L127 17V15H128L127 13H130L132 11L131 9H128ZM9 11L12 12V13H10ZM142 11H144V10H142ZM184 13H185V15H183ZM131 14H129V15H131ZM120 15H119V17H120ZM17 16H18V18H17ZM131 16L132 17L129 16V19H128L129 21L127 20L128 21V25H126L127 22L124 23V25H126L125 27L128 30H130V31L137 29V28H135L136 23H133L135 25H133L132 23H130L131 22L130 21V18L132 19L134 15L132 14ZM191 16H193V18ZM12 18H13V21H12ZM33 18H34V20L35 19H37V20L34 21ZM195 18H196V20H195ZM31 19L33 20V22H32ZM154 19H156L154 21V22H156V24L153 23V20ZM14 20H15V22H14ZM27 20H30V21H27ZM148 20L151 21V23H152L151 25H153V24L157 25L158 29L161 32L159 30H156L157 27L154 26V25L153 26H150V29H149V26H147V28H145L146 27V26L144 27L145 24L150 25V22ZM36 21L38 22V24H37ZM132 21H134V20L132 19ZM157 22H159V24H157ZM162 22H164V23L162 24ZM167 23H169V22H166V24ZM116 24H115V26H114V24L107 25L108 32H111L110 34H108V36H110L109 38H113L114 35H116L117 33H119L118 30L126 29L124 27V25L122 27V25L120 23H118L117 26L118 25L119 26L117 27V29H114L115 30L114 31L113 28L114 27L116 28ZM158 25L159 26L161 25V27L159 28ZM193 25L196 26L195 27L196 30L198 28V30L196 31V34L188 28V27H191L192 30H194L195 28L193 27ZM108 26H109V28H108ZM127 26H129V27H127ZM153 27H155L156 29L153 28ZM175 27L178 28V29L180 27V30L182 29V31L184 29V31H183V32H185L184 35H186V34L187 35L186 36H184V35L182 36L183 32L180 31V30H178V29H176ZM162 28H165L164 29V32H163V29ZM140 29L139 30L137 29V32H140L141 31ZM168 29L171 30V31H173V32L169 31ZM143 30L146 31V32H144ZM166 30H168V31H166ZM187 30L189 32H191L190 34L192 35L191 36L192 39H191V37H188V36H190V34H189V32ZM186 31L188 33H186ZM115 32H116V34H115ZM169 32L174 34V35L171 34V37L174 36L173 37V40L176 39V42H177V40H179L181 42V40H185V38H187V37L189 38L188 39V42L190 40H191V42L187 43V41H185V43L187 44V45H185L184 42L182 41L183 47H181L182 45H180L181 44L180 42H179V44L175 42L177 46L179 45L178 47H175L176 45L174 44L173 41H172L173 42L172 43L171 40H170V42L172 43V45L169 44L170 43L169 42V39H167V38H170V35H169L170 33ZM162 33H164V34H162ZM150 35L153 36L154 38L152 37L153 38L152 39L150 37ZM162 35H163V37H162ZM165 35H166V37H164ZM168 35H169V37H168ZM180 35L184 39H182V38H180L181 40L178 39L177 36L180 37ZM157 38H161L162 40H164V38L167 39L168 42H169L168 43L169 45L166 43L167 42L166 40H165V43L166 44H163L164 41H162V40L160 41ZM153 40L155 41V43H154ZM158 40H159V42H157ZM156 42L158 44L161 42L160 43V46L159 45H158V47L153 46V45H157ZM140 44H141V46H140ZM161 44L164 45L163 48L161 47ZM166 45L169 46V47L174 46L173 48H175V54L177 53L179 55H175L174 53L171 54V52L174 51V49L172 47H171V49H172L171 51H169L170 48H168V50H165L167 48V47H165ZM186 46L187 47L189 46V47L187 48ZM136 47H137V49H136ZM160 47L166 53L168 52L167 55H170L173 58L172 57H169V56L167 58L166 57V53L163 51L164 52V54H163V52L160 50ZM179 47L182 48V49H184L186 47L187 48V51L189 49L188 54H187V51L185 50V53L188 56L185 53H183L184 50H182V49H181L182 52H180L181 54L178 53L179 51H177L176 49L179 50ZM150 48L152 49L153 53H155V50H156V53L155 54H158V55L156 56L155 54H153L152 51L150 50ZM157 49H159L160 51L157 50ZM149 50L151 51V53L148 52ZM157 51L158 52H161L160 53L161 55L159 53H157ZM148 53H149V55H148ZM70 54H71V56H70ZM141 54H142V56H141ZM62 55L65 56V58L67 60L69 59L71 61H74L76 59L75 61H77L78 63L76 64L75 61H74L75 63H73V62H71L69 60L68 61H63L64 60V57ZM150 55H151V57H150ZM173 55H175V57ZM183 55H186L184 57H187V58L182 57ZM60 56H62V58ZM146 56L148 58H146ZM153 56L155 58L158 57V56H160V57H158V59H157L158 61L157 60L155 61V58ZM60 58H61V60H60ZM137 58H134L133 60L136 61V62H138V63H139V61H142V60H139L138 61ZM150 58L153 59L152 61H155L157 63L155 64V62H152ZM159 58H161V59H159ZM147 59L149 61H151V62H149ZM197 60H200L201 62H199ZM254 60L255 61L257 60L256 62L258 64ZM83 61H85V62H83ZM180 61L181 62L184 61V63L186 65L183 64V62L181 63ZM253 61L255 62V64L252 65V63H254ZM67 62H69V63L67 64ZM80 62L81 63L83 62V63H85L84 65H86V67L83 66V68L85 67L84 68L85 70H83L84 72H80L82 70H79L78 69L80 67L79 66V63ZM143 62H140V63H143ZM65 63H66V65L64 66ZM70 63H71V65H70ZM177 63H178V65H177ZM190 63H191V65H190ZM73 64H74V66H73ZM166 64H168V65H166ZM67 65H70V67H69V68H71L70 71L66 69V68H68ZM142 65H144V64H142ZM181 65L182 66L185 65L184 67H182L183 69L185 67H187L188 69L187 68H185V70L181 69ZM62 66H64V67L67 66V67L64 69V67H62ZM175 66H176V68H175ZM177 66H179L180 69L177 68ZM256 66H257V68H256ZM258 66H259V68H258ZM155 67L157 68V70H156ZM159 67L160 68H163V69H160ZM165 67H166V69H165ZM76 68L79 71L76 70ZM65 70H66L67 73H70L71 74V75L70 74H66V76L68 75L67 77H69V82L72 81V83H71L72 85L71 86H73L76 83L73 87L75 88V90L76 89H78V90H76L75 92L73 91L74 93L67 92V91L65 92V90L63 89V87H60L59 89L57 88L58 85H60V83L62 84L63 81H64L63 80V77H65V76H64L63 73H66ZM177 70L179 72H181L182 74H183V72L185 73L183 75L181 73H179V78L180 79L178 78V73L175 74V76L172 73L169 74L170 73L169 71H173L175 73V72H177ZM225 70H227V71L225 72ZM77 71L80 72L82 75L80 76L79 75L80 73H78ZM75 72H77V73H75ZM90 72H91V74H90ZM143 72H144V70H143ZM154 72H156L157 74L155 75ZM158 73H161V74L159 75ZM224 73L226 75H224ZM76 74H77V76H76ZM153 74H154V76H156V78H154ZM167 74H169L171 77L169 75H167ZM69 75L71 76V78L73 80L70 79V76ZM176 75H177V77H176ZM78 76H79V78H78ZM165 76H166L167 79L165 78ZM173 76H174L175 79L173 78ZM67 77H65L66 80H67ZM75 77L77 79H79V80L75 79ZM169 79H172V80H169ZM226 80H228V81H226ZM229 81L231 83H229ZM73 82H74V84H73ZM148 82H150V83H152V84H154V85L157 86V84H155L154 82H151V80L148 81ZM237 82H238V84H241V85L239 86L237 84ZM233 83H235V84H233ZM228 85H229V87L227 88ZM230 85L232 87H230ZM55 86H57V87H55ZM243 86H245V87H243ZM240 87H241V89H240ZM167 88H168V90H169V88L172 89V90L171 91L170 90L168 91ZM235 88H237V89L235 90ZM161 89H162V91H161ZM72 90H74V89L72 88ZM233 90L235 92H233ZM163 91L166 92V94L163 93ZM175 91H177V92H175ZM92 92H94V93H92ZM160 92H161V95H160ZM88 94H91V95H88ZM157 94L159 95V97H158ZM185 94H186L187 97L185 96ZM82 95H83V97L86 100H84V99L82 100V97H81ZM162 95H163V97H162ZM86 96H88L87 98H89V99H87ZM90 96H93L92 97V100H90L91 99ZM179 96L180 97L182 96L181 99H180ZM198 96H199V98H198ZM192 97L194 98V101H192L193 100ZM229 98H230V100H229ZM261 98H263V99H261ZM79 99L81 101L79 104L78 103H77V105L71 104L73 102L74 103L75 102H79ZM231 99L233 101H231ZM201 101H202V103H201ZM225 101L230 105L229 107H233L234 106L232 108L233 110H231V108H230V110H229V111H231L230 114L227 112V110H224V109L228 108L227 103ZM228 101H231L230 103L233 106H231V104ZM235 102H237L236 105H235ZM194 104H197V105H194ZM68 105L71 108H69ZM225 105H226V108H225ZM61 106H66V108L68 107L67 110L68 109L71 110L72 113H74V114H72L70 112L71 114H68V115L66 114L67 117H68V118H66V115L64 116L63 114H65L67 112L63 111L62 108H64V107H61ZM250 106H252V107H250ZM221 108H223V110H220ZM247 108H248V110H247ZM255 108H256V110H258V109L259 110L256 111ZM191 109L187 110V112L185 111V115H184L185 117H183L184 119H186L185 121L187 123L189 121L190 124H186V125L185 124H182V125L183 126L185 125V130L189 128L188 129L189 132L191 134L195 135L194 134L195 132H193L194 130L191 129L190 126H189V125H191V123H193L192 120L195 121V119H196V117L191 116V114H192L190 112ZM58 110L61 113L60 115H59V111ZM61 110H62V112H61ZM250 110H251V112H250ZM11 111L12 112L14 111V112L12 113ZM224 111H226L227 113L224 112ZM252 111H253V115L254 116L257 115V116H259V118L254 119L255 118L254 116H252L254 118H251ZM254 111H255V113H254ZM11 113L12 114L16 113L17 114V115L15 114L16 115V118L13 117L15 115L12 116ZM186 113H188V115L192 117V120H191V117H187L188 115ZM241 113H242V115H241ZM231 114H232L233 117H231V119H230ZM235 114L236 115H239V116H235ZM69 115H72L71 116L72 119H70L71 117H69ZM223 116H224V118H221ZM225 116H227V118H225ZM4 117L5 118L7 117V120ZM8 117L10 118V121H8L9 120ZM74 117H75V119L78 117V120L77 119L74 120L73 119ZM11 118H12V120H11ZM79 118L81 119L80 121H79ZM240 118H242V119H240ZM245 118H247V119H245ZM4 119L6 120V123H7V121L10 122V123L9 124L8 123L7 124L6 123H2L1 121L4 122ZM86 119L87 118H85L84 120H86ZM221 119H223V120H221ZM227 119H229L228 122L226 121ZM261 119H263V120L261 121ZM84 120H83V123H85ZM255 120H257L256 122L257 123L259 122V123L257 124L256 122H254ZM18 121H20L19 124H18ZM65 121H67V122H65ZM220 121H222V122H220ZM64 122H65V124H64ZM77 122L79 123V126H76V125H78ZM217 122H218V124H217ZM14 123H15V125L17 123L18 125H21V126H16L15 127ZM66 123H67V125H66ZM260 123H261V125H260ZM11 124H12V126H11ZM8 125H10V126H8ZM68 125H70V126H68ZM257 125H259V126L257 127ZM191 127H192V125H191ZM11 128H12V130H11ZM17 128L23 129V130L20 131ZM254 128L256 130L255 131L256 134H255L254 131H252V130H254ZM190 129L193 130V131H191ZM221 129H222V131H221ZM14 130H15V132H14ZM188 130H186V131H188ZM28 131H32V132H30L31 134ZM17 132L21 133V135L22 134L24 135V133H25V135H24L25 139H28V137L32 138V136H33V138H32V140H29L30 138L28 140H26V141H28V144H26L27 142L25 141L24 138L20 139L22 137L21 135L19 136V138L17 137L18 139L16 138V136L19 135V133H17ZM27 132H28V134H30V136H28ZM221 132H223V133H221ZM15 133H16V136H15ZM32 134H34V135H32ZM242 134H243V136H242ZM253 134H254V136H253ZM26 135L28 137H26ZM224 135H225L226 138L224 137ZM257 135H258V137H257ZM12 136L14 138H12ZM220 136H221V138H219ZM252 136L253 137H257L258 139L260 137L259 142H260V144L261 143L263 144V145L261 144L262 145L261 146L262 148L260 147V144L259 145H256L255 144V142L257 143V141H256L257 139L254 141L253 139H255V138L252 139ZM79 137H80V139H79ZM223 137H224V139H223ZM246 137H249V140ZM227 138H228V141H227ZM6 140H8V144L7 145H9V147L6 145V143H7ZM14 140H17V141H14ZM22 140L25 142V144L24 143H20ZM87 140H89L90 142L87 141ZM231 140H233V141H231ZM250 140H251V142H250ZM219 141H221V142L219 143ZM252 141L254 142L253 145H251V143H253ZM4 142H6V143H4ZM16 142H18V143H16ZM13 143L14 144L16 143L15 145H17V144L20 143V145H22V146L24 145V147H21L20 145L19 146L17 145V147H16ZM216 143H218V144H216ZM226 143L229 144V145H227ZM223 144H225V145L222 146ZM25 145H26V149L29 150L28 153H26L27 150L24 149L25 148ZM10 146L12 147V149H10L11 148ZM13 146L16 147V150L15 149L13 150V148H14ZM19 147H21V148H19ZM221 147H222V149H221ZM230 147L232 148V150H231ZM252 147L254 149H252ZM82 148H83V150H82ZM8 149H10V150H8ZM21 149L22 150L23 149L25 150V154L23 152L24 150L22 151ZM211 149H212V151H211ZM224 149H225V152H224ZM217 150H219V151L217 152ZM253 150L254 151L255 150H258V151H255L254 152ZM2 151L0 153H2ZM17 151L18 152L20 151L21 153L23 152L22 154H23V156L25 155L24 156L25 159L23 157H20V156H22L20 154H19L20 156H18V152ZM15 152H17V154ZM30 152L33 153V154H31ZM205 152H207V153H205ZM208 152H210V153H208ZM219 152L221 154H219ZM44 153H46L47 156H45ZM82 153L85 154V155L84 156L81 155ZM245 153L246 154L249 153L247 155V160H249V161H245L246 160ZM13 154H14L15 157H13ZM26 154L28 155L27 157H30L32 155L33 156L30 157V158H26ZM37 154L39 155V159L41 160V162H43L42 160H43V157L44 156H45L44 158H46V159L49 156V158L47 160L50 161L52 159V162H53V160L55 159L54 160L55 163L51 164V161H50L49 163L51 164V166H52L51 167L50 165H48L49 163H47V160L44 159L45 160L44 163L46 162L47 163V166H48V167H46V163H45V167H46L45 168L43 166L44 164L41 163L40 160L37 158V156H36ZM40 154H41V156L42 155L43 156L41 157ZM208 155L209 156L212 155V156H210L211 159H210V157ZM250 155H252L254 158L253 157L251 158ZM3 156L6 157V158H4ZM225 156H227V158ZM233 157H234V159H233ZM236 157H238V158H236ZM248 157H249V159H248ZM16 158H18V159L16 160ZM20 158H22V159H20ZM36 158L38 160H36ZM218 158H220V159L222 158L221 159L222 162ZM250 158H251V160H250ZM11 159H13L14 161L11 160ZM86 159L87 158H85L83 160H86ZM20 160L21 161L24 160L25 161L24 162V165L26 164V165H28L30 167L31 166H33V167L35 166L37 168L38 165L39 166H42V167L38 168L39 171L37 170L38 171L37 173H39V176L38 175H34V174H36V172L33 173V170L35 171L36 169L33 168V170H32V167H31L30 168V171H32V173L29 171V175L31 176V178L28 175V179L25 178V180H24V177H26L27 174H28L26 171L29 170V168L27 169V166L23 168L24 165L19 166L20 164H23V161L20 162ZM34 160H36L37 162H35ZM29 161H34L35 163L32 164V162L29 163ZM68 161L70 163H72V164L74 163L73 166H76L78 164L76 162H79V163L81 162V164L80 165L78 164V165L80 167L81 166L82 167L79 168V167H77L78 166L77 165L76 166L77 168L74 167V169L71 168L72 170L71 169L69 170V168L72 166V164H69ZM110 161H112V160H110ZM218 161H219V163H218ZM243 161H245L246 163L243 162ZM38 162H39V164L37 165L36 163H38ZM227 162H229V163H227ZM247 162H248V164H247ZM18 163H19V165H18ZM222 163H223V165H222ZM230 163H232V164L230 165ZM211 164H212V166H211ZM227 164H228V166H227ZM57 165L55 167H57ZM213 165L214 166L217 165V166L214 167ZM17 166H19L18 167L19 169L16 168ZM49 166L51 168H54V169L52 170L51 168H49ZM105 166L107 167V164H104L103 165V167H105ZM210 166L212 167V169H214V170H212V172H209L211 170V167ZM241 166H242V168H241ZM231 167H234V168H231ZM20 168H22L23 170L20 169ZM240 168H241V170H240ZM14 169H17V170H14ZM40 169H43V171H45L47 169L48 170L51 169V171L49 170L50 172H47V173H49V176H48V174L45 173L46 172L45 171L44 173L47 176L44 175V177H43V175H41V173H40V171L42 172V170H40ZM18 170L19 171L21 170V172H24V174H25L24 176L22 174H20L21 177L19 179H17L18 176H20L18 174L21 173V172H19ZM0 171H2L1 168H0ZM56 171H58V173H59V170H56ZM229 171H230V173H229ZM14 172L17 173V176L16 177L13 176V173ZM68 172H69V174H68ZM58 173H57V175H55V176H57V178H55V176H54V180L55 179L56 180L58 179V176H59ZM194 173H196V175H197V177H195V178H197V180H199L202 185L199 184V181L197 182L196 179H195L196 182H194V183H195V185L198 183V185H201V187L198 186V185H197L198 187H195V185H193L194 183L192 184L191 176H194L195 175ZM70 174H71V176H70ZM184 175L186 176V179L182 178V177H185ZM235 175L236 176L238 175L237 178H236ZM245 175H246L247 178L245 177ZM37 176L40 177V178H38ZM203 176L205 178L208 177L209 179L208 178L205 179ZM214 176L215 177H219V178L221 177V178L220 179L219 178H216L215 179ZM239 176H240V178H239ZM243 176H244V178H243ZM11 178H13V179H11ZM231 178H232V180H231ZM242 178H243V181L244 182L242 181ZM52 179H53V177H52ZM213 179H215V180H213ZM27 180H28V182H27ZM201 180H202V182H201ZM246 180L248 182L250 181L251 184L250 183L248 184V182ZM159 181H161V180H159ZM188 181H191V183L188 182ZM193 181H194V177H193ZM217 181H219V182H217ZM225 182H227V183H225ZM240 182H241L242 185L240 184ZM212 183H214V184H212ZM206 185H207V187H206ZM253 185H255V186H253ZM244 186L245 187L248 186V187L245 188ZM261 186H263V187H261ZM210 187L213 188V189H211ZM243 187H244V189H243ZM196 188H198V189H196ZM232 188H234V189H232ZM211 190H213V191H211ZM222 190L225 192V194H224V192ZM239 190H240V192H238ZM253 190H256V191H253ZM246 192L253 194L254 196H252V198H254L255 200L254 199H253L254 201L253 200H246V199H249V198H245V196L247 197V193ZM256 192H257V194H256ZM232 193H233V195H232ZM236 194H238V195H236ZM242 194H245V196H243ZM261 194H263V195H261ZM241 195L243 197H241ZM261 196H263V197H261ZM224 197H226L227 199L225 198L226 199L225 200ZM236 197H238L239 199L236 198ZM258 197H260V198H258ZM219 198L222 199L221 202H220V199ZM223 199H224V201H223ZM244 199L246 201H244ZM230 200H232V201H230ZM262 200H263V203H262ZM209 201H214V202L217 201V203H220V204L219 205L210 204L211 202H209ZM251 201L253 203H255L257 206L256 205L254 206V204H252ZM260 201H261L262 204L260 203ZM25 203L26 204H31V205H28V206H32V203H30V201L29 202L26 201V202L23 203V205H24L25 208H29V207H27V205L25 206ZM239 204H241V205H239ZM238 206H239V209H238ZM33 207H35L34 204H33V206L31 208H33ZM50 207H52V206H50ZM31 208H29V209H31ZM70 208L72 209V212H74L73 211L74 210V207H69V208H67V210L64 209L65 211H68L67 213L64 211L65 213L63 212V214H62V212H60L64 218L65 217L67 218L68 213H70V211H71ZM53 211H54L53 209H50V211L47 212V213H45V215H47V217H49V215H50V218L51 219L52 218H54V219L56 218V221L57 220L60 221L61 220L60 218H62L63 220H61V221H62L63 224H65L67 220H69V219L71 220L72 219L71 217H73V216H71V215H73V214H71L72 213L71 212L70 213L71 215L70 214L68 215V216H70V218H67V220L65 218V221H64V218L63 217L58 216L59 217V219H58V217L55 216L58 213H56L55 215H52L53 214L52 213ZM61 211H63V210H61ZM250 211L247 210V212H250ZM0 213L2 215L5 214V213H3V210H0ZM49 213H51V214H49ZM64 214H67V215H64ZM4 216H2L1 219L2 218L4 219ZM186 216H187V219H186ZM214 216H215V218H214ZM257 216H259V217L257 218ZM182 218H183L184 221H180V220H182ZM204 218H203V220L205 221ZM255 218H254V220H255ZM185 220H187V221H185ZM59 221H57L58 224H59ZM61 221H60V224H61ZM193 221L196 224L193 223ZM183 222H185V225H187L188 227L185 226ZM177 223H178L179 226H177ZM208 223L210 225H207ZM213 223L215 224V226H214ZM192 224H194V225H192ZM195 226L198 228V230H196L197 228ZM210 226H213V228L215 227V230L212 227H210ZM208 227H209V230H208ZM248 227H249V229H248ZM184 228H186V230H188L189 232L188 231L186 232V230H183ZM199 228H200V230H203L204 229L203 231H205L206 235L204 234V232L200 231ZM211 229H213L214 232H212L213 230H211ZM228 229H230L231 231H229ZM156 231H158V230H156ZM217 231H218V233H216ZM222 231L224 232V234L222 233ZM233 231H235L236 233L233 232ZM256 231H257V233H256ZM231 232L234 235V238H232V240H231V237H233V235L231 234ZM202 233H203V235H202ZM209 233H210V235H209ZM242 233H243V235H242ZM246 233H248V236H246L247 235ZM155 235L153 236V238H157L158 237V235L157 236H155ZM213 235H214L215 238L213 237ZM215 235H217V236H215ZM208 236H209V238H208ZM221 236H222L223 239L221 238ZM218 237H219V239H218ZM160 238H162V240ZM195 238H197V239H195ZM246 239H248V242L246 241ZM251 239H252V241H251ZM185 240H187V239H185ZM196 240H197V243L199 242L198 244L196 243ZM205 240H207V241H205ZM150 245L148 246V248L150 247ZM160 245H159L158 248H160ZM173 248H174V250H173ZM155 249H153V250L156 251ZM179 249H181V250H179ZM153 250L150 249V250H148V252L150 251L151 253H154ZM172 250L173 251L178 250L179 252L178 251H176V252L179 255L176 252H173ZM187 251H188V253H187ZM158 254L155 252V255H158ZM118 256H119V258H118ZM120 256L122 257L123 261L126 262L125 261V257H127V256H124L123 254L122 255H119L118 254L117 257H116V254H115L116 260H114V259L113 260L116 261V263L112 259L111 260L115 264H118L119 263L118 261H120V263L122 264L123 261L121 262V260H119L120 259ZM196 256H197V259H195ZM177 257L178 258L180 257V258L179 259H176ZM117 259H118V261H117ZM190 259H192V260H190ZM182 260H185V261H182ZM128 261H129V259L127 260V262ZM124 262H123V264H127V262L126 263H124ZM146 262H148V264H156L155 262L153 263L152 260H151L152 263L149 262V259H148V261H145V263ZM165 262L167 263L166 260H165ZM165 262L163 264H166Z\"/></svg>", "mask_w": 264, "mask_h": 264}]
</instances>
